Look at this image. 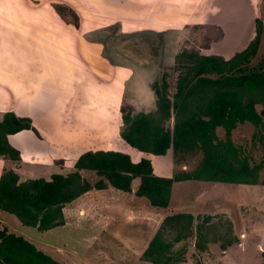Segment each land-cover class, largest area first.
I'll return each instance as SVG.
<instances>
[{"label":"rangeland","instance_id":"1","mask_svg":"<svg viewBox=\"0 0 264 264\" xmlns=\"http://www.w3.org/2000/svg\"><path fill=\"white\" fill-rule=\"evenodd\" d=\"M0 1V140L6 134L1 123L9 113L32 118L38 131L7 134L19 159L2 156L1 172L14 169L21 180L68 174L76 170L74 162L81 154L102 149L128 150L135 160L143 155L152 160L159 176L196 167L201 152L182 159L173 150L160 157L132 148L121 136L122 108L132 115L155 113L154 87L155 83L161 86L164 77L173 101L179 78L189 68L190 57L184 58L183 52L192 56L226 52L227 41L210 26L227 17L225 0ZM238 1L227 0L235 6ZM244 2L251 5L244 12H248L246 27L254 36L256 20L264 22V0ZM200 23L205 25L197 26ZM248 34L225 54L243 50ZM262 35L252 66L264 60ZM168 125L173 127V117ZM258 132L254 124L244 122L232 134L245 148L244 155L252 154L253 165L264 155ZM218 134L224 138L225 129L219 127ZM83 173L92 183L100 179L96 172ZM139 180L133 182L134 189ZM174 185L169 210L153 206L146 197L109 187L93 189L69 203L66 223L50 230L26 226L4 211L0 220L10 232L24 236L63 264H156L144 256L147 244L162 226L178 235L182 228L173 226L169 218L191 212L197 230L201 219L202 224L206 216L212 217L203 228L209 248L202 252L189 240L188 260L181 264H204L212 260L210 255L214 262L225 264L263 260L262 183L190 180ZM224 245L227 262L217 256Z\"/></svg>","mask_w":264,"mask_h":264},{"label":"trees","instance_id":"2","mask_svg":"<svg viewBox=\"0 0 264 264\" xmlns=\"http://www.w3.org/2000/svg\"><path fill=\"white\" fill-rule=\"evenodd\" d=\"M262 34L263 24L259 23L256 37L246 49L230 59L183 52L184 58L190 57L186 66L189 68L179 78L173 101L168 96V82L164 77L161 86L155 83L158 96L155 113L132 115L131 110L122 108L121 136L132 147L158 156L172 149L182 159L201 152L203 157L193 170L163 177L155 173L151 159L134 162L130 154L122 151L89 150L80 155L74 162L76 170L68 174L54 173L49 178L21 180L18 171L4 170L0 178V212L12 213L24 225L44 231L65 224V207L87 192L110 186L132 192V182L137 177L141 183L135 194L148 198L153 206L167 210L171 206L173 185L177 182L200 180L264 185V179H260L264 155L261 162L253 165L250 162L252 154L244 155L245 148L243 150L232 135L240 123L250 122L259 129L258 136L264 148V60L252 66ZM259 104L261 110L257 108ZM172 117L174 125L170 127L168 123ZM1 125L6 134L0 140V156L19 159V152L9 144L7 134L25 130L38 133L32 118L9 113ZM219 127L225 129L224 138L218 134ZM254 137H257L256 133ZM83 170L96 172L100 179L92 183ZM206 217L204 223L201 224V219L196 224L198 230L194 228L195 216L191 212L170 217L172 225L177 229L181 227L182 231L175 235L162 226L144 250V256L156 264H181L188 260V241L191 239L198 250L205 252L209 247L203 228L212 218ZM182 241H185L182 249L176 248ZM0 264L63 263L38 249L24 236L10 232L0 221ZM259 264H264V258Z\"/></svg>","mask_w":264,"mask_h":264},{"label":"crops","instance_id":"3","mask_svg":"<svg viewBox=\"0 0 264 264\" xmlns=\"http://www.w3.org/2000/svg\"><path fill=\"white\" fill-rule=\"evenodd\" d=\"M225 11H226V18H224V21L222 23H216L215 25H210V26H215L213 27V30H216V34L215 35H219L221 34V36L223 37V40H226L227 42V50H225L227 52H231V50L233 49V47H236L238 43H241V40L244 39L246 37V34L249 33V29L246 27V24H247V21L245 20L247 17H248V12L245 13L244 11L248 8H250V4L248 2H244V0H240L238 2H236V6L232 3V2H227V0H225ZM0 9H3V5H2V2L0 1ZM235 10H237V14H235ZM249 10V9H248ZM230 17V18H228ZM257 21V29H256V35H257V30H258V25L259 23H262L263 24V32H264V22L261 21V20H256ZM205 24H198L197 26H203ZM215 32V31H214ZM256 35H254L256 37ZM254 36L251 35V31L250 33L248 34V37H247V45L244 47V49L247 48V46L249 45V43L255 38ZM216 37V36H215ZM210 41V40H209ZM236 42V43H235ZM224 47V46H223ZM242 48H237L235 50H233V54H228L226 55L225 53L223 54H218V53H214L213 55H218V56H223L224 58L228 57L227 59H230L232 56H234L236 54V51H243L241 50ZM208 56V55H207ZM211 56V55H209ZM12 135V134H11ZM7 140L9 142V139L7 137ZM10 143V142H9ZM11 145V143H10ZM131 146V145H130ZM132 147V146H131ZM134 148V147H132ZM135 149V148H134ZM138 150V149H137ZM169 150H172V149H169ZM168 150V151H169ZM119 151H122V152H125V153H128L131 155L132 157V160L134 162H139L142 158H144L143 155H140V158L138 159H134L133 158V153L129 152L128 150H119ZM140 151V150H138ZM141 153H147V152H142L140 151ZM168 153V152H167ZM148 154H151V153H148ZM154 155V154H153ZM166 155V154H165ZM155 156H158V155H155ZM162 155H160L161 157ZM2 158V156L0 157ZM3 159H0V161H2ZM1 165V164H0ZM154 166V165H153ZM154 170H155V167H154ZM3 173V171L1 172L0 171V176L1 174ZM155 173L157 175H160L156 172L155 170ZM163 177H173L174 175H169V174H163L162 175ZM140 178L137 177L133 180V182L135 180H139ZM187 181H190V180H187ZM195 181H200V180H195ZM132 182V189L133 191L132 192H126V191H122L120 189H117V188H114L112 186H110V188H113V189H116V190H119V191H122V192H125V193H129V194H133L135 195L136 197V194H135V191L137 189H134V183ZM182 182H185V181H182ZM202 182V181H201ZM204 182V181H203ZM141 183V179L139 180V185ZM179 183V182H177ZM176 184V183H175ZM175 185H173V188H174ZM139 187V186H138ZM172 188V189H173ZM108 189V188H107ZM89 193V192H87ZM86 195V194H84ZM173 200V193H172V198H171V201ZM1 222H3V220H0ZM4 223V222H3ZM5 224V223H4ZM239 238V237H238ZM150 243V242H149ZM149 243L147 245H149ZM194 245H195V242H194ZM147 248V247H146ZM228 254H225V250H223L221 248V253L219 252V255L217 254L219 260H223V262L226 261V259L228 258L227 256ZM210 258H212V260H206V262L204 264H219L220 262L218 261V259H216V262L213 261V256L210 255L208 256ZM215 259V258H214ZM227 262V261H226ZM230 263V260L229 262ZM220 264H225V263H220ZM227 264V263H226Z\"/></svg>","mask_w":264,"mask_h":264}]
</instances>
